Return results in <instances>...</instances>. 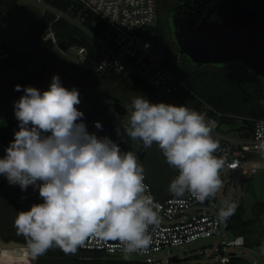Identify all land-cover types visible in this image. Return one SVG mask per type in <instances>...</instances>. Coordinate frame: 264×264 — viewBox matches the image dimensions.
<instances>
[{
  "label": "clouds",
  "instance_id": "obj_1",
  "mask_svg": "<svg viewBox=\"0 0 264 264\" xmlns=\"http://www.w3.org/2000/svg\"><path fill=\"white\" fill-rule=\"evenodd\" d=\"M23 91L14 102L19 130L0 157V176L10 186L39 192L41 203L20 211L15 218L19 233L28 238L33 257L58 247L74 254L87 239L119 241L127 258L147 250L150 227L161 218L147 193L144 168L132 151H122L108 136L89 132L85 113L77 106L80 91L68 89L58 74L48 90L17 84ZM95 127L103 129L100 121ZM264 121L257 135H264ZM124 133L149 148L154 143L169 166L178 171L168 190L175 197L189 193L204 202L221 188L219 171L224 160L214 153L218 143L200 112L184 105L152 103L143 96L131 102ZM264 152V143L259 145ZM235 203L221 207L218 219L226 221Z\"/></svg>",
  "mask_w": 264,
  "mask_h": 264
},
{
  "label": "built area",
  "instance_id": "obj_2",
  "mask_svg": "<svg viewBox=\"0 0 264 264\" xmlns=\"http://www.w3.org/2000/svg\"><path fill=\"white\" fill-rule=\"evenodd\" d=\"M25 7H36L41 20L51 17L43 32V40L53 50L68 61L85 63L90 56L96 71L101 76L122 75L137 79L149 88L148 100L152 103H171L186 105L204 115L211 128V135L219 147L214 153L224 160L219 171L220 180L225 176L232 179L236 175L248 178L258 170L255 154H264L259 145L264 143V135H257L256 120L254 131L225 133L220 129L221 113L208 102L203 101V109H196V102L188 96L193 94L182 78V56L174 59L176 71L165 63V52L158 40H154L151 30L157 24L159 0H18ZM60 5H56V3ZM58 23H66L79 30L73 34L79 40L85 39L89 46L79 42L68 47L61 44ZM91 47V48H90ZM93 50L91 51V49ZM189 92V93H188ZM264 131V129H262ZM147 193L158 208L161 224L150 227L153 243L144 251L132 253L135 259L125 258L123 245L119 241H100L89 238L79 250L86 255L114 257L121 260L139 261L144 264H229L233 257H244V253L223 252L219 247L213 252H195L186 258L177 254L163 257L169 249L185 247L199 239L224 235L226 221L218 219V208L209 198L207 204L195 200L189 193L183 197L157 199L148 174L144 172ZM178 175V171H177ZM235 192V189H233ZM245 235L236 236L231 246L248 245ZM256 261L249 264H264V243L260 244ZM205 255V258H204Z\"/></svg>",
  "mask_w": 264,
  "mask_h": 264
},
{
  "label": "flooded vegetation",
  "instance_id": "obj_3",
  "mask_svg": "<svg viewBox=\"0 0 264 264\" xmlns=\"http://www.w3.org/2000/svg\"><path fill=\"white\" fill-rule=\"evenodd\" d=\"M165 2V15L159 14L157 24L160 18L163 23L168 22L173 33L171 40L178 47L175 39V24H181L184 12H188L193 7H203L205 0H166ZM26 11L41 20L36 7H26ZM164 24L167 30V25ZM153 35L158 37L154 32ZM42 36L43 33L40 34L31 25L26 15L0 12V157L5 155V149L14 139V132L19 130V122L14 115V102L24 95V92L15 91V86L17 84L24 87L33 86L45 91L48 90L52 77L56 74L68 89L73 87L79 89L81 103L77 107L85 113L83 121L89 132H95L101 137H110L120 145L122 151H132L134 154L145 151L147 148L138 149L142 145L141 142L132 141L124 133L130 116L123 117L116 103L102 96V92H116L109 91L106 84L91 83L78 78L72 70L59 62L50 44L45 42ZM71 76L79 81L74 82ZM132 97L126 98L130 105L134 99ZM96 121L103 124L102 130L95 127ZM41 202L39 192L34 191L32 186L23 192L19 186H10L8 181L0 176V233L11 236L10 240L28 244V238L18 232L14 221L20 211L29 210L33 204ZM14 227L17 231L13 229ZM1 237L3 238L2 235ZM59 251L53 247L41 256L52 258L51 256L55 255L64 258L65 253Z\"/></svg>",
  "mask_w": 264,
  "mask_h": 264
},
{
  "label": "trees",
  "instance_id": "obj_4",
  "mask_svg": "<svg viewBox=\"0 0 264 264\" xmlns=\"http://www.w3.org/2000/svg\"><path fill=\"white\" fill-rule=\"evenodd\" d=\"M60 5V3H56ZM61 6V5H60ZM16 12L24 14L30 19L31 25L37 29L40 34L48 27L51 17L38 20L26 11V7L21 5L18 0H0V12ZM58 35L61 44L68 47L71 43L79 42L89 46L85 39L79 40L73 34L79 33L66 23H58ZM158 34V42L165 52V63L171 70L176 71L174 59L179 55L178 47L172 42L168 35L165 24L160 18L158 24L151 29ZM52 48V46L50 45ZM91 48V47H90ZM53 50V48H52ZM93 48L91 49V51ZM53 53L63 66H67L81 80L91 83L106 84L109 91L124 95L125 98H135L143 96L148 99L149 88L143 82L137 79H130L122 75L101 76L95 69L92 56L85 63H74ZM232 65H238L233 68ZM182 78L188 84L193 94L188 96L196 102V109H203V101L208 102L220 113L221 131L253 132L256 120L264 119V79L253 73L250 69L239 63L228 65H203L194 64L187 56H182ZM132 95V96H131ZM130 96V97H129ZM203 100V101H202ZM162 162L160 165L140 163L144 172L148 174L150 183L153 185L155 195L159 200L174 198L169 192L170 182L177 176V170L169 166L161 151ZM188 193H185L186 196ZM255 217L244 219L241 207L233 219V229L236 230V236L256 233L262 223V214L264 213V202L257 201L253 206ZM1 234V233H0ZM7 241L11 236H4ZM248 245H260L264 243V228L260 230V237L251 241L247 236ZM35 264H144L139 261L121 260L114 257L93 256L91 258L78 257L74 259H54L50 257L39 256ZM229 264H249L246 258L233 257Z\"/></svg>",
  "mask_w": 264,
  "mask_h": 264
},
{
  "label": "water",
  "instance_id": "obj_5",
  "mask_svg": "<svg viewBox=\"0 0 264 264\" xmlns=\"http://www.w3.org/2000/svg\"><path fill=\"white\" fill-rule=\"evenodd\" d=\"M182 16L181 24H175L181 56L199 66L240 63L264 79V0H205L203 7H193ZM153 38L158 40L156 35ZM236 214L237 210L226 220L227 230L233 229ZM0 247L28 244L6 241L0 235Z\"/></svg>",
  "mask_w": 264,
  "mask_h": 264
},
{
  "label": "rangeland",
  "instance_id": "obj_6",
  "mask_svg": "<svg viewBox=\"0 0 264 264\" xmlns=\"http://www.w3.org/2000/svg\"><path fill=\"white\" fill-rule=\"evenodd\" d=\"M165 1L166 0H159L158 15H165ZM164 23H166L168 35L172 39V30L168 22ZM232 67L236 68L238 67V65H232ZM71 79L74 82L79 81L73 76H71ZM102 96L109 98L113 102H115L119 112L123 115V117L131 115V105L128 104V100L124 97V95L111 92H102ZM135 155L137 156L138 162L140 163L143 162L145 164H155L158 166L162 162L161 150L155 143L145 151L136 152ZM253 159L256 160L259 165L258 170L255 174L248 176V178L236 175L232 179L231 183L229 182L231 180L229 176H225L224 179L221 180L222 186L216 193V197L212 200L215 202L214 205L218 208V210L228 204L235 203L237 205L236 210L241 207L244 219H251L255 217V213L253 211L254 204L257 201L264 202V154H255L253 155ZM233 189H235V192L233 191ZM262 228H264V213L262 214V223L259 226L258 231H256V233H247L245 234V236H248L251 241H255L260 237V230ZM13 229L16 230L15 227ZM223 233V236L219 234L210 238L199 239L187 244L183 248L176 247L166 250L161 255L163 257H167L168 255L177 254L179 258H186L189 255H193L195 252L201 253L205 252V250L206 252H213L214 250H217L219 247H221L223 252L226 254L244 253L245 258H247L251 262L256 261L258 253L260 252L259 245L256 244L253 246H231L229 245V243L236 237V230H227L225 225ZM56 248L62 251L60 248ZM84 255L86 254L81 252L78 248L76 253L74 254L65 253L64 260L74 259L82 257ZM38 257H33L28 247L17 249H4L0 247V264H35V261L38 259ZM51 257L54 259H60V257H57L55 255H52ZM127 258L135 259L136 257L129 255Z\"/></svg>",
  "mask_w": 264,
  "mask_h": 264
},
{
  "label": "bare ground",
  "instance_id": "obj_7",
  "mask_svg": "<svg viewBox=\"0 0 264 264\" xmlns=\"http://www.w3.org/2000/svg\"><path fill=\"white\" fill-rule=\"evenodd\" d=\"M25 248H27V247H25Z\"/></svg>",
  "mask_w": 264,
  "mask_h": 264
}]
</instances>
